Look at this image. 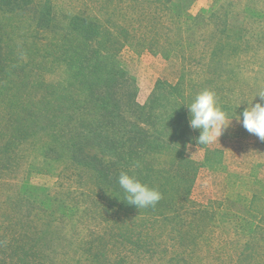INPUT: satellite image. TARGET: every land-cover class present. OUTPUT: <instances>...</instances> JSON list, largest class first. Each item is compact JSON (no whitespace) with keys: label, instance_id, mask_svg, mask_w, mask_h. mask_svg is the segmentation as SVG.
<instances>
[{"label":"trees","instance_id":"trees-1","mask_svg":"<svg viewBox=\"0 0 264 264\" xmlns=\"http://www.w3.org/2000/svg\"><path fill=\"white\" fill-rule=\"evenodd\" d=\"M57 1L59 0H0V13L6 14H0V97L4 101H0V121L5 122L0 126L6 135L9 127L11 135L14 129L22 134L24 127L32 129L40 126L39 131H46L42 135L46 141L41 144L34 133L19 137L31 139L32 149L44 156L57 148L66 151L70 158L69 170H78V173H72L74 176L80 172L86 174L93 187L84 189V192L71 201L68 200L69 193L59 199L57 196L51 197L44 190L38 194L32 192L30 197H26L24 203L27 202L29 206L27 216L31 218L30 222H34L32 218L38 210L39 215L37 212L35 216L40 217L38 221L45 223V229L38 231L31 226L35 230L32 241L28 240L16 248L13 247L14 241L6 245L8 249L2 253V264H134L135 260L147 258L152 262L157 256H160L158 261L164 260L163 253L169 251L160 249L163 245L157 239H160L162 233L159 237L158 229L152 232V227L146 229L144 224L139 227L135 222L126 221L140 213L151 223H157L156 220L167 218L165 211L171 212L178 207L180 201L184 203L188 200V191L184 188L173 189L179 186L172 182L178 176L173 175L175 168H185L180 160L165 163L162 175L157 162L149 158V154L157 153L163 148L147 135L146 128L149 126L154 129L158 137H163L165 133L175 137L178 127L167 119L165 123L160 121L155 124L157 120L143 118L140 123L145 124V128L135 123L128 128L115 123L114 117L121 114L123 108H135V111L145 114L146 110L154 108L156 101V98H151L144 106L137 105L132 80H129L115 59L125 46L148 51L164 48L170 53L180 52L170 49L175 41L169 38L170 34L176 36L179 31L168 30L169 25H176L181 21L183 12L189 8L188 2L158 1L155 9L142 8L133 14L130 13L131 4L142 1L130 0L129 4L118 8L117 4L123 0H93L101 4L96 12L88 11L87 5L81 4L77 11L69 14L54 3ZM146 4L150 8L149 2ZM18 17L29 20L33 25L32 30L28 26L21 29V34H13V31L22 28L15 22ZM120 22L126 26H120ZM15 37L26 40L18 45L13 43ZM238 39V34H231L214 43L209 61L217 60L218 54L225 55V59L231 58L229 55L239 48L236 43ZM22 57L28 62H24ZM215 64L216 68L204 72L205 77L190 84V96L194 97V93L202 92L199 88L203 86L207 90L214 89L210 88L217 79L214 76L226 73L227 67L224 63V69L220 68L219 61ZM58 69H61L60 76L47 82L43 74L57 72ZM179 86L180 83L174 89L177 91ZM179 99L176 96L173 104L178 105ZM180 107L183 111L186 110V105L181 104ZM186 114L188 116L184 123L188 125L189 113L185 111L183 115ZM10 135L4 147L6 154L16 152L13 149L15 137L11 141ZM193 136L192 132L189 137ZM175 143L178 144L176 141L173 144ZM185 144L179 143L176 147ZM90 146L98 148L111 161L104 163L95 156L84 154L83 149ZM137 161L140 166L134 167ZM185 162L189 165L188 161ZM43 166L49 169L46 163ZM46 171L53 173L54 170ZM121 172L135 176L148 186L152 177L165 179L171 187H151L160 191L161 201L155 208L138 209L124 201V192L116 182ZM188 172L185 171V174ZM176 212L173 211L172 214L176 215ZM64 226H67V230L60 244L58 240L61 232L56 237L54 235L59 227ZM94 227H99L104 235L107 233V239L100 237L101 232L99 236L93 233ZM183 228L185 229L180 230L175 245L177 250L192 246L191 234L195 226L188 223ZM143 229L147 238L140 236ZM69 239L77 242L80 250L71 251V241H67ZM50 244L54 248L51 253L62 256L61 261L46 259L50 256L42 253L51 249ZM30 249L32 261L27 263V251ZM189 250L188 257L193 252L192 249ZM170 255L172 258L160 264H182L179 253L170 251Z\"/></svg>","mask_w":264,"mask_h":264},{"label":"rangeland","instance_id":"rangeland-1","mask_svg":"<svg viewBox=\"0 0 264 264\" xmlns=\"http://www.w3.org/2000/svg\"><path fill=\"white\" fill-rule=\"evenodd\" d=\"M134 1H142L131 4L130 13L136 14L142 8L153 10L158 7V1L165 0ZM172 1L177 2L170 0L169 3ZM186 1L189 8L183 12L181 21L176 25L166 23L169 25L168 31H177V33L179 31L176 36L170 34L169 38L174 39L178 45L172 43L170 49H177L180 52L170 53L164 48H161V51H148L135 46L130 48L125 46L115 59L129 80H132L134 100L137 105L144 106L151 98H156L154 108L146 110L145 114L135 111V108L133 110L123 108V112L114 117L115 123L126 128L133 123L145 128V124L140 123L143 118L149 121L157 120L155 124L160 121L165 123L166 119L171 120V124L176 123L178 128L175 137L167 133L163 137H158L154 129L149 126L146 128L147 135L163 148L157 153L149 154V158L157 162L162 175L165 172V163L179 159L185 168H175L173 175L178 176L172 179V182L178 183L179 186L173 189L184 188L188 191V200L184 203L180 201L178 207L173 210L177 211L176 215L172 214L173 211L164 210L167 218L151 223L152 221L147 217L138 213L134 218L130 217L131 220L126 221L135 222L139 227L144 224L146 229L152 227V232L158 229L159 237L162 233L160 239H157L163 245L160 249L169 251L163 253L164 260L158 261L160 256H157L152 262L147 258L135 260L133 263H166L172 258L170 251H176L182 258V264L186 262L264 264V141L247 132L242 123H237L235 119L236 115H240L248 106L247 103L261 102L256 96L264 92V0ZM129 2L130 0H123L117 4V7L127 5ZM146 2H149L150 8L147 7ZM54 3L69 14L77 11L81 4H86L87 10L92 13L97 11L98 5L101 7L100 3L93 0H59ZM15 22L22 28L13 31V34H21L23 31L21 29L28 26L31 30L33 28L27 19L18 17ZM128 24L130 26L131 22ZM119 25L126 26L121 22ZM231 34L239 35L236 41L238 50L229 55L231 58L225 59V55L218 54L217 60L209 61L213 44ZM167 35L169 36V32ZM13 40V43L21 45L26 39L15 37ZM216 61H219V67L223 69L224 63L227 64L226 73L214 76L217 79L211 84L210 88L214 89L210 91L215 92L218 106L227 114L230 126L221 135L219 142L203 147L196 143L200 130H193L189 124H185L188 115L183 114L185 111L189 113L187 105L190 98L193 100L197 95L193 92L194 97L190 96V84L197 83L200 78L205 77L206 70L208 72L216 68ZM60 74L61 69H58L57 72L43 75L48 82L58 78ZM178 83L180 86L176 91L174 87ZM207 89L205 86L199 88L200 91ZM176 96L180 97L178 105L173 104ZM1 100L3 101V97H0ZM181 104L186 105L185 111L181 109ZM3 123L5 122L0 121V124ZM39 127L32 129L28 126L24 127L22 134L19 133L21 131L14 129L11 135L9 127L6 135L0 126V135H4L0 136V264L4 261L2 253L8 249L6 245L14 241V248L21 246L35 237L33 231L45 229V223L38 221L40 217L35 216L37 212L39 215L38 210L34 212L32 218L34 222L31 223V218L27 216L29 206L24 201L26 197L32 195V192L38 194L44 190L49 192L51 197L57 196L59 199L69 193L68 200L71 201L84 192V189L93 187L86 174L80 172L74 176L78 170L71 167L69 170L70 158L66 151L57 148L44 156L38 150L32 149L31 139L19 137L34 133L41 144L42 141H46L42 136L46 131H39ZM192 132L194 136L189 137ZM9 135L11 141L15 137L13 149L16 152L6 154L4 147ZM173 140L178 144H186L178 148L176 147L178 144L174 145ZM83 153L95 156L104 163L111 161L93 146L85 147ZM185 161H188L189 165ZM44 163L55 172H47L46 170L49 169L44 168ZM185 171H189L187 175ZM149 180H152L149 187H171L165 179L152 177ZM63 201L65 200H61ZM188 223L195 226L191 234L192 246L185 250L187 246L177 250L175 245L180 230H184L183 227ZM31 226H34L35 230ZM66 230L67 226L59 227L54 235L56 237L58 232H61L59 233L61 238L58 240L60 244L63 242ZM145 232L144 229L141 230L140 236L146 237ZM93 233L98 236L100 234V237L105 239L108 237V234L104 235L99 227H94ZM67 241L70 242L71 239ZM50 246L51 249L42 252L50 256L46 259L61 261L62 256H54L51 253L54 249L53 244ZM70 249L76 251L80 250V247L77 242L71 241ZM189 249L193 252L188 257ZM31 251L32 249L27 251L29 254L27 263L32 261Z\"/></svg>","mask_w":264,"mask_h":264},{"label":"clouds","instance_id":"clouds-1","mask_svg":"<svg viewBox=\"0 0 264 264\" xmlns=\"http://www.w3.org/2000/svg\"><path fill=\"white\" fill-rule=\"evenodd\" d=\"M256 97H259L261 102L247 103L248 106L240 115H236L235 119L237 123H242L247 132L264 141V92L257 94ZM187 108L190 128L200 130L196 143L205 147L219 142V138L230 123L227 114L218 106L215 92L210 90L200 92ZM139 166L137 161L134 167ZM116 182L124 192V201L138 209L155 208L162 199L159 190L149 187L127 172H121Z\"/></svg>","mask_w":264,"mask_h":264}]
</instances>
